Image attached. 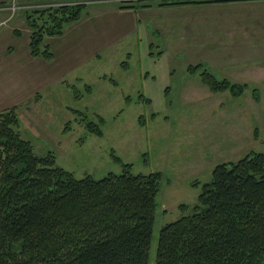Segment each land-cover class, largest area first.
Here are the masks:
<instances>
[{
  "label": "rangeland",
  "instance_id": "374dc122",
  "mask_svg": "<svg viewBox=\"0 0 264 264\" xmlns=\"http://www.w3.org/2000/svg\"><path fill=\"white\" fill-rule=\"evenodd\" d=\"M86 1L24 0L27 5L19 8L22 0H10V8L0 12L6 19L0 23V36L6 26L24 21L34 10L73 3L85 6ZM24 22L21 34L7 37L16 56L29 48L26 34L31 30L26 18ZM137 34L109 41L100 51H93L87 38H76L70 28L65 37L45 36L43 43L53 52L48 71L55 80L44 97L36 103L34 97L25 99L16 105V112L22 137L30 140L34 152L50 151L55 163L76 178L120 173L126 163L132 173H160L148 262L152 264L160 227L181 215L179 204L196 202L213 167L251 151H264V82L254 85L258 100L251 87L239 96L229 90L211 92L198 73L186 70L188 62L200 57L194 50L165 43L149 31ZM4 39L0 37V44ZM11 52L0 49V63L10 61ZM203 68L217 78L239 81L231 80L233 68L216 63ZM12 99L18 98L0 95V103ZM30 104L35 107L31 112L25 109ZM86 121L96 122L102 133L89 132Z\"/></svg>",
  "mask_w": 264,
  "mask_h": 264
},
{
  "label": "trees",
  "instance_id": "16d2710c",
  "mask_svg": "<svg viewBox=\"0 0 264 264\" xmlns=\"http://www.w3.org/2000/svg\"><path fill=\"white\" fill-rule=\"evenodd\" d=\"M216 1L232 0L156 3ZM83 8L49 5L27 13L30 54L52 59L45 36L62 34ZM203 66L188 64L187 70L198 73L211 92L239 96L249 87L217 78ZM252 94L259 99L255 87ZM16 110L0 109V264H148L160 173H132L126 163L120 173L76 178L50 151L34 152L20 134ZM85 125L102 133L96 122ZM179 208L181 215L158 231L152 264H264V151L216 164L196 202Z\"/></svg>",
  "mask_w": 264,
  "mask_h": 264
},
{
  "label": "crops",
  "instance_id": "0c3cea01",
  "mask_svg": "<svg viewBox=\"0 0 264 264\" xmlns=\"http://www.w3.org/2000/svg\"><path fill=\"white\" fill-rule=\"evenodd\" d=\"M9 1L0 0V12L10 8L7 4ZM22 1L18 4L19 8L27 5ZM65 1L68 0H43L45 3ZM138 1L150 4L121 6ZM156 2L157 0H87L79 20L66 24L62 36L59 37H65L70 28L75 31L76 38H87L86 42L94 48L93 51H100L109 46V41L115 43L117 38L138 35L141 30L149 31L165 43L177 46L184 44L194 50L200 57L188 64H195L199 60L207 68L214 63L224 69L233 68L231 80H239L235 83H246L251 89L264 82V0L175 5H158ZM23 19L25 21L24 17ZM5 20L0 15V23H5ZM24 21L19 20L6 26L0 36L6 38L0 44V49L12 51L7 54L11 57L10 61L0 63V95H14L19 99L9 100L8 104L0 103V109L19 105L32 97L36 103L44 97L48 84L55 80L54 74L50 76L48 71L52 61L31 55L27 47L22 55L16 56L13 54L15 47L8 45L7 37L21 34L19 30ZM26 36L29 39L28 33ZM47 38L50 40L52 36ZM217 53L220 54L218 58ZM25 109L31 112L35 107L30 104ZM21 129L19 131L22 136Z\"/></svg>",
  "mask_w": 264,
  "mask_h": 264
}]
</instances>
